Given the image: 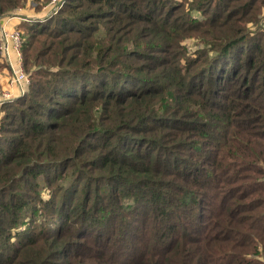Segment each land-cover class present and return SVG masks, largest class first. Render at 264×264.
Segmentation results:
<instances>
[{"label": "trees", "instance_id": "16d2710c", "mask_svg": "<svg viewBox=\"0 0 264 264\" xmlns=\"http://www.w3.org/2000/svg\"><path fill=\"white\" fill-rule=\"evenodd\" d=\"M263 6L63 0L23 20L0 264H264Z\"/></svg>", "mask_w": 264, "mask_h": 264}, {"label": "built area", "instance_id": "2783aa9c", "mask_svg": "<svg viewBox=\"0 0 264 264\" xmlns=\"http://www.w3.org/2000/svg\"><path fill=\"white\" fill-rule=\"evenodd\" d=\"M63 0H48L41 7V15L27 14L24 11L30 8H35L36 3L28 0L24 5L17 6L15 9L5 14L3 17L17 18L23 20H43L46 17L57 12ZM261 18V23L264 27V14ZM2 19V18H1ZM23 32L18 26L11 28L4 27L2 20L0 21V59L4 66H8L9 72L7 75V85L17 86L18 92L13 94L9 89H0V108L8 101L14 100L22 96L30 83L28 72L24 69L22 58ZM13 57H11V55Z\"/></svg>", "mask_w": 264, "mask_h": 264}, {"label": "crops", "instance_id": "0c3cea01", "mask_svg": "<svg viewBox=\"0 0 264 264\" xmlns=\"http://www.w3.org/2000/svg\"><path fill=\"white\" fill-rule=\"evenodd\" d=\"M31 9H27L24 12L27 14H30ZM2 23L4 25V27L6 28H13L14 26H18L21 22V20L17 19V18H12V17H2ZM11 57H13L12 54H10ZM10 67L8 68V66H4L1 70L0 73V89H9L13 94H16L18 92V87L17 86H8L7 85V75L9 72Z\"/></svg>", "mask_w": 264, "mask_h": 264}, {"label": "rangeland", "instance_id": "374dc122", "mask_svg": "<svg viewBox=\"0 0 264 264\" xmlns=\"http://www.w3.org/2000/svg\"><path fill=\"white\" fill-rule=\"evenodd\" d=\"M45 2H46V1L43 2V0H42V4H41V6H42ZM28 8L31 9L30 14H32V15H39V16H40V15L42 14L40 9L30 8V7H28ZM263 14H264V6H263V8H262L261 13L259 14V17H262ZM260 23H261V18H260L259 21L256 20V22L253 23V24L248 23V24H246V25H247L248 27H249V25H250V28H251V30H252V29L259 28V27H263L262 25H260ZM184 43H185V45L187 46L188 51H193V50L196 49V47H198V46H199V47L202 46V43L199 42L198 39H197V38H194V37L186 38V39L184 40ZM20 97H21V96H20ZM18 98H19V97H18ZM16 99H17V98H16ZM11 101H13V100H11ZM2 106H3V105H2ZM2 106H1V108H0V121H1L2 114H3ZM45 188H46V186H45ZM42 193H43V195L45 196V195L47 194V188H46V189H43V190H42Z\"/></svg>", "mask_w": 264, "mask_h": 264}]
</instances>
